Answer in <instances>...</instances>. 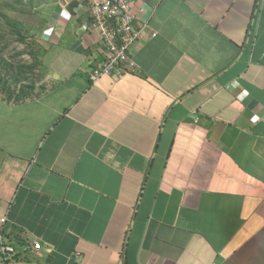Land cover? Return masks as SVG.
<instances>
[{
	"label": "crops",
	"instance_id": "0c3cea01",
	"mask_svg": "<svg viewBox=\"0 0 264 264\" xmlns=\"http://www.w3.org/2000/svg\"><path fill=\"white\" fill-rule=\"evenodd\" d=\"M67 1L0 96V264H264V0H132L147 38L96 82Z\"/></svg>",
	"mask_w": 264,
	"mask_h": 264
},
{
	"label": "built area",
	"instance_id": "2783aa9c",
	"mask_svg": "<svg viewBox=\"0 0 264 264\" xmlns=\"http://www.w3.org/2000/svg\"><path fill=\"white\" fill-rule=\"evenodd\" d=\"M86 7L89 20L81 25L84 31L99 34L104 60L89 73L88 79L96 82L102 76L121 79L126 68H133L129 57L133 45L147 38V23H140L133 11L132 0H68ZM142 12V10H140ZM39 249V244H34ZM14 254V248L5 244L0 236V257L3 260Z\"/></svg>",
	"mask_w": 264,
	"mask_h": 264
},
{
	"label": "rangeland",
	"instance_id": "374dc122",
	"mask_svg": "<svg viewBox=\"0 0 264 264\" xmlns=\"http://www.w3.org/2000/svg\"><path fill=\"white\" fill-rule=\"evenodd\" d=\"M61 1L62 0H34L35 4L32 8L25 6L21 12H12L9 14L11 19L24 25L22 32L25 36V43H19L15 39V36L8 35V29L0 30V34L4 35V38L0 39V59L8 62V64H15L16 68H19L20 70L19 73H23L21 76H24L25 74L26 78H28L27 81L24 80L15 87L13 85L14 82L9 77H7V74L4 71V62L0 63V77L5 76L6 80H8V85L11 88L10 92L12 93L11 96L21 94V89H19V86H22L23 84H30V81H34L37 75L40 76L41 73L38 67V57L41 54V48L43 44L40 40V34L44 26L47 24V19L49 20V18L54 13V3H62ZM5 13L8 16V8L5 10ZM44 19L46 20V23ZM1 27L4 26L1 25ZM41 28L42 30H39ZM26 29L30 31L31 37L27 35ZM35 59H37V66L34 68L33 65L34 69L32 68V72H28L27 67L33 63L35 64ZM23 87L27 88L28 85ZM4 93L5 91L2 90V86L0 84V96H2Z\"/></svg>",
	"mask_w": 264,
	"mask_h": 264
},
{
	"label": "trees",
	"instance_id": "16d2710c",
	"mask_svg": "<svg viewBox=\"0 0 264 264\" xmlns=\"http://www.w3.org/2000/svg\"><path fill=\"white\" fill-rule=\"evenodd\" d=\"M35 2L34 0H0V30H6L8 29V32L10 36H15L16 40L19 43H25V36L22 32V28L24 27V25L22 23L16 22L13 19H11L9 17V14H11L12 12H21V10L23 9V7H30L32 8L34 6ZM8 8V16L5 13V10ZM45 23L46 20L44 19ZM4 26V27H1ZM47 25V24H46ZM46 25L44 26L43 30L42 28L39 30L44 31L46 28ZM41 31V32H42ZM26 33L27 35H29V37H31V33L30 31H28V29H26ZM4 38L3 34H0V39ZM37 59H35V64L33 63L32 65H29L28 68V72H32V70L35 68V66H37ZM4 62V71L7 74V77H9L14 83L13 85L16 87L18 84H20L22 81H27L28 78H26L25 74L24 76H21L22 74L19 73L20 70L19 68H16L15 64H8V62H5L3 60L0 59V63ZM39 62V60H38ZM34 65V68H33ZM33 68V69H32ZM31 74V73H30ZM19 76V77H18ZM0 84L2 86V90L5 91L4 95L8 96V93L10 92V86L8 85V80H6L5 76L4 77H0ZM33 84V83H32ZM22 86H19L20 88H25ZM26 90H20L21 94H18L15 96V99L17 101H19L21 98L26 97L25 95H28L26 93H29V88H25ZM19 92V93H20ZM11 93V92H10ZM4 264H7L6 262Z\"/></svg>",
	"mask_w": 264,
	"mask_h": 264
}]
</instances>
